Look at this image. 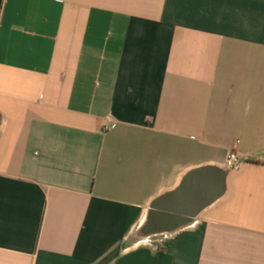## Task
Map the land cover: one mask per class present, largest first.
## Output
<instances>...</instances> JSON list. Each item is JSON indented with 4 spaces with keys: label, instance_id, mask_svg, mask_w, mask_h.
<instances>
[{
    "label": "crops",
    "instance_id": "crops-1",
    "mask_svg": "<svg viewBox=\"0 0 264 264\" xmlns=\"http://www.w3.org/2000/svg\"><path fill=\"white\" fill-rule=\"evenodd\" d=\"M0 264H264V0H0Z\"/></svg>",
    "mask_w": 264,
    "mask_h": 264
},
{
    "label": "built area",
    "instance_id": "built-area-1",
    "mask_svg": "<svg viewBox=\"0 0 264 264\" xmlns=\"http://www.w3.org/2000/svg\"><path fill=\"white\" fill-rule=\"evenodd\" d=\"M242 159L235 152H230L227 156L226 166L228 168H235L241 163Z\"/></svg>",
    "mask_w": 264,
    "mask_h": 264
},
{
    "label": "water",
    "instance_id": "water-1",
    "mask_svg": "<svg viewBox=\"0 0 264 264\" xmlns=\"http://www.w3.org/2000/svg\"><path fill=\"white\" fill-rule=\"evenodd\" d=\"M178 191H179V190H178ZM178 191H177V192H178ZM177 192H175V193H173V194H170V195L163 196L162 198H160L159 200H157V201L152 205V208H153V209H158V208H160V207L164 204V202H165L166 200H168L171 196L175 195Z\"/></svg>",
    "mask_w": 264,
    "mask_h": 264
}]
</instances>
